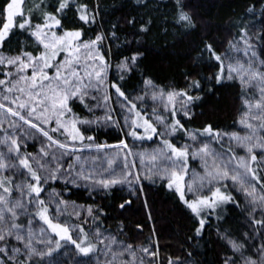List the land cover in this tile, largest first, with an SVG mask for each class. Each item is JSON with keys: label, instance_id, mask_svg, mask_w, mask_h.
Here are the masks:
<instances>
[{"label": "snow or ice", "instance_id": "obj_1", "mask_svg": "<svg viewBox=\"0 0 264 264\" xmlns=\"http://www.w3.org/2000/svg\"><path fill=\"white\" fill-rule=\"evenodd\" d=\"M138 3L147 9L150 0ZM170 6L171 20L159 25L162 34L175 29L198 36L191 41L197 54L176 66L182 84L160 86L144 65L143 46L157 27L150 14L124 17L131 31L121 36L119 21L104 29L99 3L90 8L81 0H4L0 5V264H91L93 258L95 264H154L158 245L153 250L151 241L142 247L126 244L102 228L103 208L78 206L52 186L62 183L69 193L83 188L93 200L94 194L126 186L129 197L144 196L152 221L144 181L157 180L195 219L190 240L202 237L215 218L224 242L219 264H264V5L259 12L255 4L246 9L223 53L206 25L202 31L188 0H170ZM113 56L118 76L110 79ZM137 75L142 87L129 92L125 85ZM236 86L243 135L207 121L195 130L188 127L204 115L197 109ZM149 100L150 114L143 110ZM97 110H103V117L88 118ZM111 127L138 141L159 138L151 153L138 154L142 165L148 160L143 173L133 171L134 161L128 163L133 153L126 139L109 145L88 134ZM233 142L245 155L237 154ZM93 149L116 151L103 172L95 157H85ZM121 151L124 167L117 175L112 165ZM189 157L202 158L206 169L196 191L206 181L208 194L194 199L185 191ZM187 189L193 191L192 185ZM237 190L247 199L239 234L220 223L229 206L240 208L233 194ZM132 203L123 198L117 208L127 211ZM36 221L42 222L39 227ZM137 228L142 231L143 224ZM155 231L153 225V235ZM169 264L186 262L170 259Z\"/></svg>", "mask_w": 264, "mask_h": 264}, {"label": "trees", "instance_id": "obj_2", "mask_svg": "<svg viewBox=\"0 0 264 264\" xmlns=\"http://www.w3.org/2000/svg\"><path fill=\"white\" fill-rule=\"evenodd\" d=\"M81 2L87 3L90 8L99 3L103 9L102 20L104 29L110 28L112 23L119 21L121 36L131 31L125 23L124 17L131 15L139 19L149 14L153 16L156 19L157 27L153 28L151 36L146 38V43L143 46L147 49L144 60L145 68L160 86L169 85L173 81L177 84H182L176 66L187 64L188 57L197 54L193 51L194 45L191 44V41L193 39L198 40V36H183L176 33L175 29H170L172 34L168 36L162 34L159 25L165 18L168 20L172 18L170 0H155V2L150 0L147 9L141 3H138V0H81ZM3 3L4 0H0V5ZM157 3L159 4L158 11L154 10L157 8ZM188 3L191 10L201 21L202 31L203 26L206 25L207 31L215 42V46L223 53L228 48V42L236 35L237 29L233 25L238 24L244 18L246 9L251 5L255 4L256 10L259 12L261 5H264V0H188ZM165 4L169 6L165 7ZM71 15L69 13L70 17ZM257 27L259 28L260 25L257 24ZM173 44H175V47L172 46ZM113 51L116 52L117 49L114 47ZM110 59L113 64L110 72L111 79L113 76H118V72L115 67L117 57L113 56ZM125 87L129 92L133 88L139 91L142 87L140 77L137 75L129 79ZM239 93V86L223 89L218 101L213 100L203 109H197L198 113L202 110L204 115H197L188 124V127L195 130L207 121L213 123L214 126L221 130L239 132L243 135L245 130L239 124L242 115ZM151 104L152 102L149 100L143 106V110L149 114L151 112ZM76 111L80 115H86L80 109ZM87 115L88 118L94 119L95 117H103L104 112L103 110H97L94 114ZM93 127L95 128V126ZM89 133L97 136L98 143H107L109 145H116L121 139H126L133 153L128 156V163L131 164L134 161L136 164V168L133 171L143 173L146 170L147 157L145 158V166L140 165L138 154L141 151L137 150V146L134 143L135 139L130 136L125 137L119 128L111 127ZM138 142L151 145L149 141ZM153 142L157 143L156 140ZM183 142L179 141V143ZM148 145L145 146L147 147ZM214 147L219 148L218 145H214ZM239 150L241 153L237 151L238 155H245L243 150ZM29 151L35 152V149L29 148ZM145 153H149L148 149L145 150ZM114 156H116L114 149L101 150L99 153L93 149L92 153H85V157L89 161L93 157L96 158L97 167L101 172L107 168V161ZM207 163L211 164V161L209 160ZM190 164L196 167L195 169H198L194 160H190ZM123 167L124 159L123 151H121L120 156L115 159L112 168L119 175ZM163 185L164 182L160 180L155 183L144 181V193L150 204L152 221L147 219V210L143 207L144 196L142 195L139 200L135 197H129L126 186H117L107 194L103 192L94 194V200L90 198L89 193L83 188H72L69 193L62 183H57L52 187L56 192H65L64 198L75 202L78 206L92 204L93 207L103 208L107 212V216L101 218L102 228L116 234L126 244L130 243L135 247H142L151 241L153 250L158 245V255L154 259V264H169L170 259L178 262L183 261L186 264H219V255L224 251L222 247L224 242L218 238L215 218L206 226L204 235L195 238V241L199 242L198 244L194 240H190L194 236L196 221L191 213L178 203L177 197ZM233 194L241 201V206L240 208L229 206V210L225 213L226 219L220 223L223 228L239 234L244 230L246 223L244 220L246 213L243 212V208L247 204V199L238 190L234 191ZM260 194V190L257 189V195ZM123 198H131L133 203L127 211L121 212L117 205L122 202ZM71 211L70 207L69 212ZM35 223L38 224L40 222L36 221ZM138 223L143 224L142 231L137 228ZM153 225L156 230L155 235L152 232ZM88 227H92L91 223H89ZM121 227L123 228L122 234L120 233ZM153 240L156 245H153ZM257 243H259V240H257ZM189 253H192L191 257H189ZM91 264H95V258H93Z\"/></svg>", "mask_w": 264, "mask_h": 264}, {"label": "rangeland", "instance_id": "obj_3", "mask_svg": "<svg viewBox=\"0 0 264 264\" xmlns=\"http://www.w3.org/2000/svg\"><path fill=\"white\" fill-rule=\"evenodd\" d=\"M88 134H90V133H88ZM155 140L157 141V143H154L153 142ZM145 141H148V140H145ZM149 142H151V145H148L147 143H144V144L143 143H140L137 140H135L134 143L137 146V150L141 151V153H145V150L146 149H148V152L151 153L153 149H156L159 146L160 141H159V138L158 137H154L153 140H151ZM188 142L190 143V141H188ZM145 145H148V146L146 147ZM129 148H130V146H129ZM233 148H234V150L236 152L239 151L241 153V151L238 148H236L234 142H233ZM190 160L191 161L194 160L197 163L196 165H197L198 169H195L196 167H193L190 164ZM147 163H148V160H147ZM140 165H142L141 164V161H140ZM210 166H211V164L208 163V167H210ZM205 174H206L205 161L202 158H200V157H197L195 159H193L192 157H189L188 170H187V173L185 174V179H184V182H185V191H186V195H187V197L189 199H194V198H196L197 195H201V194H204V193L205 194H208L207 193V182L206 181H204L205 187L203 189H201L199 192L196 191L197 185L200 184V182H201L202 178L205 176ZM189 184H191L192 185V188H193V191H191V192H189L188 189H187V185H189ZM41 223L42 222L38 223L37 226L39 227V225ZM154 244L156 245L155 241H154L153 245Z\"/></svg>", "mask_w": 264, "mask_h": 264}]
</instances>
